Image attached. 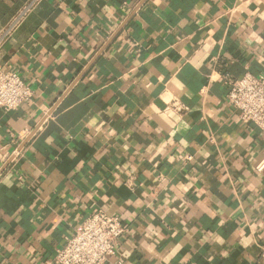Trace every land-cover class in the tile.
Wrapping results in <instances>:
<instances>
[{
    "label": "crops",
    "instance_id": "crops-1",
    "mask_svg": "<svg viewBox=\"0 0 264 264\" xmlns=\"http://www.w3.org/2000/svg\"><path fill=\"white\" fill-rule=\"evenodd\" d=\"M0 66L35 93L0 108V264H57L98 210L130 228L106 264H264V131L225 84L264 75V0H43Z\"/></svg>",
    "mask_w": 264,
    "mask_h": 264
},
{
    "label": "built area",
    "instance_id": "built-area-1",
    "mask_svg": "<svg viewBox=\"0 0 264 264\" xmlns=\"http://www.w3.org/2000/svg\"><path fill=\"white\" fill-rule=\"evenodd\" d=\"M43 0H28L14 17L0 30V49L13 37L30 14ZM227 104L244 123L255 124L264 131V75L246 73L241 78L227 76ZM35 93L16 71L0 66V108L18 109L34 101ZM170 107L177 113L187 108L178 101ZM19 156L15 152L11 162ZM191 160V157H186ZM256 170L264 172V160ZM130 233V228L119 217L103 210L93 212L76 232L67 238L56 254L57 264H106L116 254L120 240Z\"/></svg>",
    "mask_w": 264,
    "mask_h": 264
}]
</instances>
